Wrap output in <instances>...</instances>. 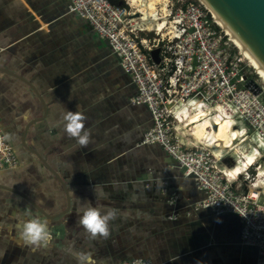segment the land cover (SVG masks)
<instances>
[{
    "label": "crops",
    "instance_id": "obj_1",
    "mask_svg": "<svg viewBox=\"0 0 264 264\" xmlns=\"http://www.w3.org/2000/svg\"><path fill=\"white\" fill-rule=\"evenodd\" d=\"M0 67L41 94L46 117L26 141L71 197L70 210L50 220L0 188V264L256 263L257 248L241 243L239 217L197 209L205 194L194 178L162 146L141 143L151 112L132 103L130 74L70 0H0ZM44 114L27 84L0 72V125L19 160L0 172V185L56 215L67 208L62 186L22 144L26 126Z\"/></svg>",
    "mask_w": 264,
    "mask_h": 264
},
{
    "label": "built area",
    "instance_id": "obj_2",
    "mask_svg": "<svg viewBox=\"0 0 264 264\" xmlns=\"http://www.w3.org/2000/svg\"><path fill=\"white\" fill-rule=\"evenodd\" d=\"M70 10L109 42L136 86L132 103L148 106L153 124L141 143L162 146L186 175L194 176L205 194L197 209L237 215L241 243L257 248L255 264H264V160L234 171L233 165L223 167L209 146L184 142L175 133L182 115L178 108L188 104L236 116L244 133H252L264 147V102L245 88L248 74L240 49L229 44L209 10L194 0H70ZM155 50L159 62L152 57ZM18 165L0 125V172ZM178 200L177 190L171 192L168 202L176 206ZM119 264L154 262L139 258Z\"/></svg>",
    "mask_w": 264,
    "mask_h": 264
},
{
    "label": "water",
    "instance_id": "obj_3",
    "mask_svg": "<svg viewBox=\"0 0 264 264\" xmlns=\"http://www.w3.org/2000/svg\"><path fill=\"white\" fill-rule=\"evenodd\" d=\"M209 1L214 5L215 8H217L221 12V14L224 15V17L230 22L231 26H233L236 30H238L242 34V36L248 41L249 45L253 48V50L257 54H259V56L262 58V61H264V0H209ZM152 57L156 62H159L160 61L159 50H155L154 52H152ZM0 72L7 73L10 76H13L14 78H17L18 80H21L22 82L27 84L35 92L37 97L41 100V102L44 105L45 114L41 118L34 119L31 122H29V124L24 129L22 134V144L28 151H30L40 159L43 165L55 176V178L61 184L62 189L66 195L67 208L62 213L51 215L47 213L44 209H42L32 198H30L28 195L24 194L23 192L3 185H0V188L9 189L15 192L16 194H19L24 199H26L30 204H32V206H34V208L37 209L45 218L50 220L57 219L62 215L66 214L71 208V197L69 195L67 185L63 181L59 173L50 164H48L46 159L42 157L37 150L29 147L26 141V135L30 126L44 120L46 117L47 108L45 106L44 100L41 94L36 89V87L22 76H19L14 72L9 71L8 69L1 67H0ZM245 79H246V83H245L246 89L250 90L257 96H261L263 94L264 89L256 80L249 77H246ZM190 176L194 178L193 175Z\"/></svg>",
    "mask_w": 264,
    "mask_h": 264
},
{
    "label": "bare ground",
    "instance_id": "obj_4",
    "mask_svg": "<svg viewBox=\"0 0 264 264\" xmlns=\"http://www.w3.org/2000/svg\"><path fill=\"white\" fill-rule=\"evenodd\" d=\"M200 1L209 10L211 15L215 18V21L218 24H220V26L225 31V33L230 37V39L233 42H235V44H237V46L240 48V50L243 53H245L244 55H246L249 61L254 65L255 68H257L258 72H260L264 78V61H262V58L259 56V54H257L253 50V48L249 45L248 41L242 36V34L238 30H236L233 26H231L230 22L224 17L223 14H221V12L217 8L214 7L212 3H210L209 0H200ZM194 109H200V108L199 106L196 107L188 104L186 106H183L182 108L181 107L178 108V112L180 111L182 113V117H180L181 118L180 122H184V120L186 119L185 126L187 127L191 126V128H193L194 130L193 135H195L196 139L200 140L204 137L207 138V136H212V138H214L215 141H220L222 146L221 144L220 146H209L213 149L212 151L215 154L221 157L224 149H232L236 146H239L242 143V141H244L245 138L244 136L241 135V129L235 127L236 123L234 120L228 117L223 119H219L216 117L213 119L209 117L208 111L202 109L197 110L194 114L190 113V110H194ZM210 120H212L213 123L215 122L217 126V130L214 131L213 133L210 132L207 133V126L211 124ZM261 156L262 154L257 148L253 149L249 154L244 156L245 158L244 161H237V164L234 166L235 167L234 171H240L248 167L249 165H252L255 161L262 162L260 160Z\"/></svg>",
    "mask_w": 264,
    "mask_h": 264
},
{
    "label": "rangeland",
    "instance_id": "obj_5",
    "mask_svg": "<svg viewBox=\"0 0 264 264\" xmlns=\"http://www.w3.org/2000/svg\"><path fill=\"white\" fill-rule=\"evenodd\" d=\"M194 1L199 2L203 7H205L199 0H194ZM147 24L149 25V27L152 26L150 22H148ZM228 42H229L230 45L234 44L231 41L230 38H229ZM242 54H241V56H242V58H244V63H245L244 64L245 72L252 79L256 80L264 89V78H263V76L261 75L260 72H258L257 68H255L254 65L251 64L249 59L247 57H245L246 56V55H244L245 53L242 52ZM261 99L264 102V91H263V94L261 95ZM200 109L206 110L208 112L211 111L212 113L209 115V117H211L213 119L216 118V117L219 118V119L226 118L224 116V113L222 112V110H221V112L220 111L218 112V111L214 110L213 108L212 109L211 108H206V109L200 108ZM200 109L190 110V113L194 114L197 110H200ZM230 114H233V113L231 111H228L227 115H230ZM180 117H182V115ZM230 119L235 121V123H236L235 127L236 128L241 129V127H239L237 125L238 122H237L236 116H232V118H230ZM180 121H181V118H180L179 121H175V125H176L175 133H178L179 137L184 142L189 140L190 142H192V141L196 142V144H198L200 146H203V145L220 146L221 142L220 141H215V139L212 138V136H207V138L204 137V138H202L200 140L196 139L195 135H193L194 134L193 128H191V126H189V127L185 126L186 125V122H185L186 119L184 120V122H180ZM210 121H211V124H209V126H207V133L208 132L213 133L214 131L217 130V126H216L215 122L213 123L212 120H210ZM241 135L244 136L245 139H244V141H242V143L239 146H236V147H234L232 149H224L223 154H222L221 157L216 154L218 157H220L221 164H222L223 167L230 168V167L235 166L237 164V161H244L245 160L244 156L249 154L255 148H257L260 151V153L263 155V157L260 158V160L261 161L264 160V149H262L264 147H263V145L260 142L255 141L254 135L252 133L245 134L244 130H242V129H241ZM221 146H222V144H221ZM211 150H213V149L211 148ZM258 162L261 163L260 161H258ZM262 163H264V162H262Z\"/></svg>",
    "mask_w": 264,
    "mask_h": 264
},
{
    "label": "trees",
    "instance_id": "obj_6",
    "mask_svg": "<svg viewBox=\"0 0 264 264\" xmlns=\"http://www.w3.org/2000/svg\"><path fill=\"white\" fill-rule=\"evenodd\" d=\"M113 3H115V4H118V3H120V0H111ZM200 1V0H199ZM201 2V1H200ZM197 3H199V2H197ZM200 4V3H199ZM219 26H220V24H219ZM221 27V26H220ZM222 28V27H221ZM153 35V34H152ZM227 35V34H226ZM229 37V36H228ZM227 37V38H228ZM230 38V37H229ZM232 41V40H231ZM233 42V41H232ZM234 44H235V42H233ZM235 46H237L236 44H235ZM238 47V46H237ZM239 48V47H238ZM240 49V48H239ZM246 57V56H245ZM252 64V63H251Z\"/></svg>",
    "mask_w": 264,
    "mask_h": 264
},
{
    "label": "flooded vegetation",
    "instance_id": "obj_7",
    "mask_svg": "<svg viewBox=\"0 0 264 264\" xmlns=\"http://www.w3.org/2000/svg\"><path fill=\"white\" fill-rule=\"evenodd\" d=\"M249 78H251L250 76H248Z\"/></svg>",
    "mask_w": 264,
    "mask_h": 264
}]
</instances>
